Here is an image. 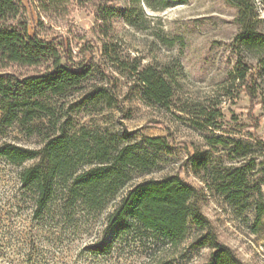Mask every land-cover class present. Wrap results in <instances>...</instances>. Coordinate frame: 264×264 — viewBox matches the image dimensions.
Instances as JSON below:
<instances>
[{
  "label": "rangeland",
  "instance_id": "rangeland-1",
  "mask_svg": "<svg viewBox=\"0 0 264 264\" xmlns=\"http://www.w3.org/2000/svg\"><path fill=\"white\" fill-rule=\"evenodd\" d=\"M20 1L21 12L12 23L64 50L75 66L91 65V73L62 94L42 97L52 112L37 109V117L29 123L9 124V112L0 102V147L40 150L49 136L61 132L73 138L85 136L86 141L95 135L109 141L114 135L121 137L126 127L130 134L123 142L136 143L157 159L149 172L133 171V182L179 173L200 189L199 203L221 241L246 264H264V218L258 220L256 212L257 200L264 203V73L260 67L264 49L241 50L254 79L239 78L237 67L243 65L234 46L241 32L239 9L226 0H185L164 11L146 9L148 17L137 20L140 28L116 20L105 36L90 7L69 0L44 10L38 0ZM254 1L259 14L256 29L264 34V6L261 0ZM149 65L172 83L169 100L159 103L145 97L138 71ZM36 70L13 65L0 73ZM107 95L115 103L106 100ZM210 111H217L218 127L205 124ZM147 137H161L164 142L151 147ZM203 153L207 162L199 166L197 159ZM38 161L17 165L0 156V264L206 261L209 249L191 244L193 227L181 243L164 246L156 254L134 239H118L111 251L101 253L96 245L108 243L113 233L105 231L107 218L129 186L103 209L55 200L37 215L36 194L23 188L20 176ZM243 165L246 184L238 198H230L221 185L230 171Z\"/></svg>",
  "mask_w": 264,
  "mask_h": 264
},
{
  "label": "trees",
  "instance_id": "trees-1",
  "mask_svg": "<svg viewBox=\"0 0 264 264\" xmlns=\"http://www.w3.org/2000/svg\"><path fill=\"white\" fill-rule=\"evenodd\" d=\"M38 1L46 10L69 0ZM72 1L78 6L90 7L103 35L108 36L116 20L140 28L137 20L148 17L146 9L164 11L185 0ZM226 1L239 9L237 20L241 32L236 36L234 46L239 51L237 55L243 67L238 66L237 71L239 78L248 82L250 78L254 79V73H249L252 68L244 62L241 50L264 49V34L256 29L259 14L254 0ZM261 2L264 6V0ZM21 9L20 0H0V69L13 65L37 69L31 74L0 73V102L9 112V124L15 120L22 123L33 121L37 109L52 112L41 98L47 94H62L80 85L91 73V65L75 66L64 50L38 35H31L26 27L12 23ZM260 67L264 73L262 56ZM138 75L147 99L160 103L173 96L172 83L154 66L145 67L138 71ZM106 98L115 103L113 96L107 95ZM205 116L206 125L218 127L217 111H210ZM125 130L121 137L114 135L109 141L98 135L86 141L85 136L73 138L64 132L53 133L40 150L5 145L0 147V156L17 165L39 159L36 164L24 168L20 176L23 188L36 194L37 215L55 200L80 201L91 208L103 209L129 186L107 218L105 231L113 232L111 240L96 245L103 254L111 251L118 239H134L151 250L150 254H156L164 246L181 243L193 227L192 246L209 249L202 264H246L231 246L221 241L211 219L204 214L199 203L200 189L179 173L133 182V171L149 172L157 166V159L136 143H124L123 139L130 134L126 127ZM146 142L151 147H159L164 140L147 137ZM197 162L199 166L205 165L207 155L201 154ZM245 169L246 165H243L226 175L227 180L221 185L222 193L230 198L242 194L247 181ZM256 212L258 220L264 218V203L260 199L256 202Z\"/></svg>",
  "mask_w": 264,
  "mask_h": 264
}]
</instances>
